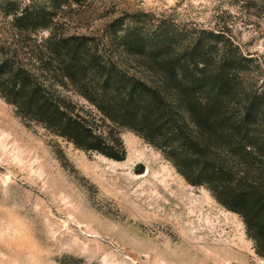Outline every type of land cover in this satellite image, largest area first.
<instances>
[{"label":"rangeland","instance_id":"374dc122","mask_svg":"<svg viewBox=\"0 0 264 264\" xmlns=\"http://www.w3.org/2000/svg\"><path fill=\"white\" fill-rule=\"evenodd\" d=\"M14 1L45 7L52 33L113 57L128 26L171 31L180 40L223 29L251 59L255 76L264 77V0ZM6 29L0 12V31ZM47 34L21 44L30 48ZM0 106V264H264L240 217L204 186L187 183L131 130L118 127L126 154L117 161L76 148L2 97Z\"/></svg>","mask_w":264,"mask_h":264},{"label":"trees","instance_id":"16d2710c","mask_svg":"<svg viewBox=\"0 0 264 264\" xmlns=\"http://www.w3.org/2000/svg\"><path fill=\"white\" fill-rule=\"evenodd\" d=\"M0 12L7 25L0 31V97L20 116L117 161L126 154L118 127L131 130L187 183L204 186L236 213L264 258V77L223 29L180 40L171 31L128 26L113 57L52 33L45 7L5 0ZM42 30L48 34L39 44H21Z\"/></svg>","mask_w":264,"mask_h":264},{"label":"bare ground","instance_id":"6f19581e","mask_svg":"<svg viewBox=\"0 0 264 264\" xmlns=\"http://www.w3.org/2000/svg\"><path fill=\"white\" fill-rule=\"evenodd\" d=\"M0 108H1V106H0ZM146 173V168L144 167L143 168V170L142 171H140L139 173L141 174V175H143V173ZM162 178H164V180H166V181H170L171 183V185H173V186H175L176 184H175V181H174V179H172V178H170L171 176L170 175H168V174H162V175H160ZM207 205V204H206ZM210 208H212V205H210Z\"/></svg>","mask_w":264,"mask_h":264}]
</instances>
